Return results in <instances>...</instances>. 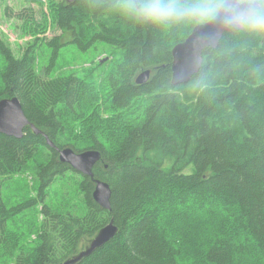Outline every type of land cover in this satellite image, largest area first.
I'll return each instance as SVG.
<instances>
[{
    "label": "trees",
    "instance_id": "trees-1",
    "mask_svg": "<svg viewBox=\"0 0 264 264\" xmlns=\"http://www.w3.org/2000/svg\"><path fill=\"white\" fill-rule=\"evenodd\" d=\"M30 2L50 14H18L31 38L21 55L0 31V101L17 97L46 136L0 134V264H65L111 222L117 235L77 264H264V34H225L174 86L173 49L214 17L155 25L126 16L123 0ZM50 21L63 35L47 40ZM73 43L107 46L112 63L59 74L54 59ZM67 148L101 153L94 179L60 161ZM95 180L110 186V211Z\"/></svg>",
    "mask_w": 264,
    "mask_h": 264
},
{
    "label": "water",
    "instance_id": "water-1",
    "mask_svg": "<svg viewBox=\"0 0 264 264\" xmlns=\"http://www.w3.org/2000/svg\"><path fill=\"white\" fill-rule=\"evenodd\" d=\"M67 1L72 3L75 0ZM234 2L235 0H228L227 3L222 6L215 19L194 29L192 35L185 43L178 45L173 49V85L177 86L186 84L199 73L203 64L202 51L204 49L208 47L216 49L222 35L227 31L239 32L243 29V26L238 27L231 20L232 14L228 11L227 6ZM249 5L259 6V2L244 3V6ZM149 77L150 72L147 71L139 77L138 83L147 82ZM27 126H29V121L17 98L0 103V133L15 139H22L24 136V130ZM58 151L60 152V150ZM99 159V153L92 150L75 153L69 148L61 152V160L63 162L72 164L78 172L84 175H90L91 178L93 177V167ZM94 197L104 209L110 211L111 190L108 184L97 181V188ZM117 233L118 228L113 225V222H111L98 233L90 248L82 253L77 260L82 257L90 256L93 252L109 243Z\"/></svg>",
    "mask_w": 264,
    "mask_h": 264
},
{
    "label": "rangeland",
    "instance_id": "rangeland-1",
    "mask_svg": "<svg viewBox=\"0 0 264 264\" xmlns=\"http://www.w3.org/2000/svg\"><path fill=\"white\" fill-rule=\"evenodd\" d=\"M66 1V0H64ZM66 3H68L66 1ZM6 5L9 6L10 10L9 15H5V8ZM25 11L26 13H21L25 18L31 14H34L35 18L40 20L42 18V12L46 13L47 15L50 14L48 6L41 8L39 5L35 4L34 2H30V0H7L6 2L1 3L0 1V31L3 32L11 44L14 52L17 55H21L23 48L26 47L27 43L30 42L31 38H21L20 37V30L19 27L22 26L26 21L23 19H17L16 17L20 12ZM63 35V32L59 29L54 27L52 21L49 22V28L45 35L47 40H52L55 37H60ZM64 42H68L70 40V36L64 35ZM43 45H45L49 41H43ZM48 47V46H47ZM44 51V50H43ZM53 49L48 47L46 52L41 58V63L43 65L49 64L53 58L52 54ZM113 57L110 54V49L103 44H96L92 46L87 51H82L76 44H68L60 50L59 55L57 58L54 59L56 69H59V74L62 72H71L82 70L84 68H96L98 63H102L104 65L103 68L105 70L108 68V65L112 63ZM98 67L90 77L88 78L90 81H97L100 79L101 74H105L106 71ZM194 171V167L190 166L185 173L190 174ZM34 239V237L32 238ZM89 242L86 244L87 247ZM84 247V248H85Z\"/></svg>",
    "mask_w": 264,
    "mask_h": 264
},
{
    "label": "clouds",
    "instance_id": "clouds-1",
    "mask_svg": "<svg viewBox=\"0 0 264 264\" xmlns=\"http://www.w3.org/2000/svg\"><path fill=\"white\" fill-rule=\"evenodd\" d=\"M245 0H235L227 6L232 22L256 34H264V0L259 6H244ZM122 10L136 22L167 25L182 21L201 23L215 17L222 0H123Z\"/></svg>",
    "mask_w": 264,
    "mask_h": 264
},
{
    "label": "bare ground",
    "instance_id": "bare-ground-1",
    "mask_svg": "<svg viewBox=\"0 0 264 264\" xmlns=\"http://www.w3.org/2000/svg\"><path fill=\"white\" fill-rule=\"evenodd\" d=\"M66 1H67V0H66ZM66 1H65V2H66ZM75 1H76V0H75ZM75 1H74V2H75ZM227 1H228V0H227ZM227 1L224 2V3L222 4V6H223L225 3H227ZM255 1H258V2H259V0H254V1H251V2H255ZM67 2H68V1H67ZM74 2H72V3H74ZM68 3H70V2H68ZM68 3H66V4H68ZM218 14H219V11H218L217 15H218ZM217 15H216L213 19H215V18L217 17ZM213 19H212V20H213ZM212 20L208 21V23L211 22ZM203 25H205V24H203ZM203 25L201 24V25H199V26H203ZM199 26H197V27H199ZM197 27H196V28H197ZM196 28H195V29H196ZM243 28H244V27H243ZM240 31H241V30H240ZM240 31H239V32H240ZM229 32H230V31H227L226 33H224V34L222 35V38L219 40V43H218L217 48L219 47L220 42H221V40L223 39L224 35L227 34V33H229ZM230 33H231V32H230ZM235 33H238V32H235ZM191 35H192V34H191ZM191 35H190V36H191ZM190 36H189V37H190ZM189 37H188V38H189ZM188 38H187V39H188ZM187 39H186V41H187ZM186 41H185V42H186ZM185 42H183V43H185ZM183 43H181V44H183ZM181 44H179V45H181ZM177 46H178V45H177ZM175 47H176V46H175ZM217 48H216V49H217ZM39 49H40V48H39ZM208 49L216 50L215 48H212V47H208V48L204 49V50L202 51L203 62H204V56H203V53H204L205 50H208ZM40 50H42V49H40ZM40 52H41V51H40ZM172 52H173V51H172ZM118 53H119V52H118ZM202 66H203V64H202ZM172 69H173V67H172ZM148 71H149V70H148ZM145 72H147V71H145ZM145 72L141 73V74L138 76V78H137V80H136L137 84L141 85V84H145V83H147V82L149 81V80H148V81L145 82V83H138V79H139V77H140L142 74H144ZM149 72H150V71H149ZM172 75H173V73H172ZM150 76H151V72H150ZM149 79H150V77H149ZM192 79H193V78H192ZM192 79H191V80H192ZM191 80H190V81H191ZM190 81H189V82H190ZM189 82H188V83H189ZM186 84H187V83H186ZM182 85H184V84H182ZM174 86H175V85H174ZM177 86H179V85H177ZM15 98H17V97H14V98H12V99H10V98H9V99H6V98H5V100L0 101V103L3 102V101H11V100H13V99H15ZM17 99H18V98H17ZM18 100H19V99H18ZM19 102H20V100H19ZM20 105H21V102H20ZM21 107H22V105H21ZM22 109H23V107H22ZM23 112H24V110H23ZM24 114H25V112H24ZM25 116H26V114H25ZM26 118H27V117H26ZM28 121H29V120H28ZM27 127H31V128L34 130L35 134H42L43 136H46L44 133H42L41 131H39L38 129H36V127H35L33 124H31L30 121H29V126H27ZM0 134H2V133H0ZM5 136H6V135H5ZM46 139H47V138H46ZM17 140H18V139H17ZM47 140H48V144H49L51 147L55 148V145H54L49 139H47ZM87 147H88V146H87ZM81 148H82V147H81ZM67 149H69V148H67ZM58 150H59V149H58ZM64 150H66V149H64ZM64 150H60V152H59V153H60V161H61L62 163H64V164H68V166L70 165V166H71L76 172H78V171L74 168V166H73L72 164L67 163V162H63V161L61 160V152L64 151ZM92 151L97 152V153H99V155H100V159L95 163V165H96L97 163L100 162V160H102V159H101V156H102V155H101L100 152H98V151H96V150H92ZM84 152H85V151H84ZM75 153H76V151H75ZM80 153H81V152H80ZM96 167H97V166H96ZM93 168H94V167H93ZM92 172H93V171H92ZM78 173H79V174H82V173H80V172H78ZM79 174H78V175H79ZM82 175H84V174H82ZM82 175H81V176H82ZM81 176H80V177H81ZM84 176H88V177L91 178L90 175H84ZM92 179H94V173H93V177H92ZM97 181H98V180H95V182H94V183H96V188H97ZM98 182H102V181H98ZM102 183H104V181H103ZM84 184H85V183H84ZM76 185H77V184H76ZM109 187H110V186H109ZM96 188H95V190H96ZM82 189H83V188H82ZM110 190H111V189H110ZM93 191H94V190H93ZM79 193H80V192H79ZM82 193H84V192H82ZM94 193H95V191H94ZM94 193H93V196H94ZM111 195H112V191H111ZM89 197H90V196H89ZM89 197H88V198H89ZM94 199H95V197H94ZM94 199H93V200H94ZM110 199H111V198H110ZM84 200H85V199H84ZM95 201L97 202L96 199H95ZM97 203H98V202H97ZM98 204H99V203H98ZM99 205H100V204H99ZM110 206H111V205H110ZM110 210H111V209H110ZM113 225H114V223H113ZM114 226H115V225H114ZM94 239H95V238H93L91 244L93 243ZM89 242H90V241H89ZM91 244H90V246H91ZM90 246H89L85 251L81 252L80 254L78 253V254H79L78 256H76V257H74V258L68 260L65 264H77V263H79V262H80L83 258H85V257H82V258L79 259V260H77V258H79L80 255H81L82 253L86 252V251L90 248ZM104 246H105V245H104ZM101 248H102V247H101ZM99 249H100V248H99ZM74 261H75V262H74ZM73 262H74V263H73Z\"/></svg>",
    "mask_w": 264,
    "mask_h": 264
}]
</instances>
